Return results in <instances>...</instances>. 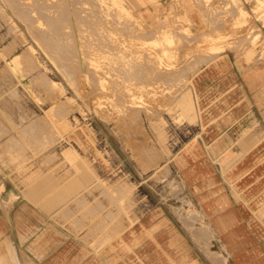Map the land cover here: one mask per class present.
<instances>
[{"label":"rangeland","instance_id":"obj_1","mask_svg":"<svg viewBox=\"0 0 264 264\" xmlns=\"http://www.w3.org/2000/svg\"><path fill=\"white\" fill-rule=\"evenodd\" d=\"M262 27L264 0H0L8 172L126 264H264L220 175L264 135Z\"/></svg>","mask_w":264,"mask_h":264},{"label":"crops","instance_id":"obj_2","mask_svg":"<svg viewBox=\"0 0 264 264\" xmlns=\"http://www.w3.org/2000/svg\"><path fill=\"white\" fill-rule=\"evenodd\" d=\"M3 130L5 127L0 125V134ZM260 134L258 131L259 141L253 138L255 133L249 138L248 147L241 148V156L240 150L228 154L229 160L224 158L222 165L229 166L220 175L229 187L232 203L236 206L240 203L244 209L247 223L253 216L256 223L264 224V144L260 145L264 135L259 138ZM220 142L212 146L227 149L223 140ZM6 150L5 138H0V264H126L113 246L91 249L82 239L70 236L56 224L53 207L35 204L32 191L23 190L22 173L8 172L7 165L11 163ZM231 158H235L233 162ZM261 239L257 245L264 247V237ZM129 240L135 242V238ZM257 259L264 263V250ZM142 260L148 262L150 256L144 253Z\"/></svg>","mask_w":264,"mask_h":264},{"label":"bare ground","instance_id":"obj_3","mask_svg":"<svg viewBox=\"0 0 264 264\" xmlns=\"http://www.w3.org/2000/svg\"><path fill=\"white\" fill-rule=\"evenodd\" d=\"M261 2H262V0H261ZM240 10H241V9H240ZM1 13H2V11H1ZM243 16H244V15H243ZM13 25H14V24H13ZM14 27H15V26H14ZM15 28H16V27H15ZM253 36H254V35H253ZM21 37H22V36H21ZM254 37H255V41H256V37H258V36L256 35V36H254ZM43 40H44V39H43ZM38 41H40V40H38ZM252 41H253V39H252ZM253 43H255V42H253ZM256 43H257V42H256ZM43 44L45 45V42H44ZM47 45H48V44H47ZM45 46H46V45H45ZM48 46H49V45H48ZM28 47H29V46H28ZM43 48H44V47H43ZM48 48H49V47H48ZM28 49H29V48H28ZM45 49H46V47H45ZM45 49H44V50H45ZM221 50H222V48H221ZM8 51H9V50H8ZM34 51H35V50H34ZM46 51H47V50H46ZM218 51H219V50H218ZM28 52H29V51H28ZM48 52H49V51H48ZM219 52H220V51H219ZM29 53H30V52H29ZM46 53H47V52H46ZM208 53H209V52H208ZM27 54H28V53H27ZM47 55H48V54H47ZM49 56H50V55H49ZM52 56H53V55H52ZM19 57H20L19 54H18L17 56H14L13 61H16V62H17ZM207 57H208V56H207ZM207 57H205V58L207 59ZM22 58H23V57H22ZM210 58H211V57H210ZM210 58H208V59L206 60V62L209 61ZM14 59H15V60H14ZM26 59H27V58H25V60H26ZM49 59H50V58H49ZM51 60H52V59H51ZM53 60H54V59H53ZM55 61H56V60H55ZM55 61H54V63H55ZM29 62H31V61L29 60ZM35 62H36V61H35ZM56 62H57V61H56ZM206 62H205V63H206ZM32 63H34V62H32ZM32 63H31V64H32ZM198 63H199V62H198ZM200 63H201V61H200ZM57 65H58V64H57ZM195 65H196V63H195ZM54 66H55V65H54ZM196 66H197V65H196ZM33 67H34V66H33ZM57 67H58V66H57ZM58 68H60V67H58ZM128 68H129V67H128ZM61 69H62V68H61ZM62 71H63V70H62ZM62 71H61L60 73L63 75V72H64V71H63V72H62ZM7 75H8V74H7ZM38 75H40V74H38ZM41 75H43V74H41ZM64 75L67 76L68 74L66 75V73H64ZM184 76H185V75H184ZM63 77H64V76H63ZM67 77H69V76H67ZM67 77H66V78H67ZM35 78H36V77H35ZM35 78H34V79H35ZM66 78H65V80H66V82H67L68 80H67ZM185 79H186V78H185ZM46 80L48 81V78H47ZM39 82H40V81H39ZM49 82H51V81H49ZM68 82H69V81H68ZM72 82H73V81H72ZM40 83H41V82H40ZM69 83H71V80H70ZM50 84H51V86H52V83H50ZM72 84H74V83H72ZM72 84H71V85H72ZM48 87H49V89H50V86H48ZM56 88H57V87H56ZM52 89H53V88H52ZM75 90H76V89H75ZM48 91H49V90H48ZM50 91H51V90H50ZM52 91H54V90H52ZM58 91H59V90H58ZM59 92H61V91H59ZM62 93H63V92H62ZM13 94H15V93H13ZM58 94H59V93H58ZM63 94H64V93H63ZM63 94H62V95H63ZM114 95H115V94H114ZM9 96H10V95H9ZM16 97H17V96H16ZM118 97H119V96H118ZM123 98H124V97H123ZM18 99H19V98H18ZM113 99H114V98H113ZM123 100H124V99H123ZM114 101H115V99H114ZM62 102L65 103L64 101H62ZM66 102H67V101H66ZM68 103H69V102H68ZM114 103H115V102H114ZM73 107H74V106H73ZM70 108H72V107H70ZM70 111H71V110H70ZM113 114H114V113H113ZM67 115H68V114H67ZM18 119H20V118H18ZM20 121H21V120H20ZM31 125H32V124H31ZM36 125H37V124H36ZM47 126H48V125H47ZM31 127H32V126H31ZM31 127H30V128H31ZM38 127H39V126H37V130L39 131L40 129H39ZM25 128H28V127H25ZM25 128H24V129H25ZM35 128H36V127H35ZM44 128H45V127H44ZM46 128H47V127H46ZM24 129H23V130H24ZM28 129H29V128H28ZM33 129H34V128H33ZM25 131H26V130H24L23 132H25ZM42 131H43V130H42ZM46 131H47V130H46ZM21 132H22V130H21ZM23 132H22V133H23ZM27 132L30 133V136H32V135H31V134H32L31 131H30V132L27 131ZM39 132H40V131H39ZM39 132L37 133V132L35 131V133H37L38 136H39ZM28 135H29V134H28ZM23 136L26 138V135H25V134H24ZM27 137H28V136H27ZM33 138H34V137H33ZM33 138H30V137H29V141H30V139H33ZM35 139H36V138H34L33 140H35ZM26 140H27V139H26ZM36 140H37V141H34V142H38V139H36ZM29 143H30V142H29ZM100 245H101V244H100ZM211 257H212V256H211Z\"/></svg>","mask_w":264,"mask_h":264}]
</instances>
